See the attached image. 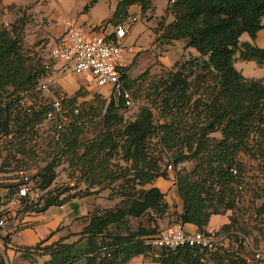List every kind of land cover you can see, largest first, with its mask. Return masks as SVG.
<instances>
[{
	"label": "trees",
	"instance_id": "1",
	"mask_svg": "<svg viewBox=\"0 0 264 264\" xmlns=\"http://www.w3.org/2000/svg\"><path fill=\"white\" fill-rule=\"evenodd\" d=\"M134 5L145 13L151 0H121L108 24L121 25ZM167 13L174 21L160 23L162 38L168 44L184 41L186 48L195 49L199 56L177 62L157 84L154 105L158 119L151 108L144 107L134 120L127 121L110 102L105 107L104 131L92 141L83 142L85 127L78 122L69 131H61L57 148L78 172L85 189L77 187L73 189L76 193L68 196L64 195L70 192L66 190L59 198L48 195L36 211L45 213L116 184L122 199L114 209L90 213L88 223L76 235L79 240L73 244L61 239L44 245L45 240L24 250L49 255L45 264H128L137 256L156 264H245L223 248L213 253L189 246L156 249L153 241L163 230L160 221L167 217L169 205L165 194L153 184L160 178L169 179L163 169V154L169 155L174 167L194 159L192 171L180 170L175 176L183 203L179 221L206 232L213 216L234 209L235 185L241 184L245 174L241 156L258 159L264 181V78H246L236 68L237 55L243 62L264 67V48L240 42L243 34L254 41L264 30V0H175ZM120 71L131 89L133 80L123 67ZM46 74L45 66L35 64L26 53L20 28L0 24L1 138L12 137L19 142L38 135L37 126L51 110L39 99L38 88ZM28 94L35 101L27 107L23 99ZM80 96L77 93L68 101L69 117H76ZM117 157L125 166L112 165L110 169ZM56 166L50 163L39 173L36 191L50 189L56 180ZM232 169H237L238 175ZM147 217L146 224L142 220ZM135 221L137 227L132 225ZM231 228L232 223L221 227L225 232ZM83 241L85 246L81 247ZM0 264H8L5 257L0 258Z\"/></svg>",
	"mask_w": 264,
	"mask_h": 264
},
{
	"label": "rangeland",
	"instance_id": "2",
	"mask_svg": "<svg viewBox=\"0 0 264 264\" xmlns=\"http://www.w3.org/2000/svg\"><path fill=\"white\" fill-rule=\"evenodd\" d=\"M81 2V1H80ZM82 3V2H81ZM91 4L88 2L83 6V14H77V9L73 8L71 0H0V24L12 29L13 26L20 28L21 37L26 53L33 59L35 64L43 67L45 64L49 66V75L53 77V82L48 85V89L41 91L39 99L43 105L51 108V103L58 97H64V109L66 113L70 112L68 101L73 99L77 93L76 108L79 114L76 117L71 115L64 124V132L71 129L72 124L81 123L85 127V134L82 136L83 142L87 143L99 136L103 131V118L105 115V107L108 100L102 94L105 90L89 89L84 83V76L67 77L64 76V67L60 63H55L49 58V49L53 47L57 41L64 35V31L59 30L57 22L62 23L67 18H76L79 21H86L85 7ZM64 12L61 13V9ZM46 13H52L58 19H50ZM52 18V17H51ZM95 18H99L96 16ZM165 18V17H163ZM104 24L99 22L98 26ZM138 26L142 27V23L138 22ZM88 28V27H87ZM137 30L132 34L137 36ZM161 29L158 26L154 28V37L148 40L142 49L135 52L131 56V63L125 67V72L130 80H133L132 91L134 93L137 106L130 110H121L120 114L125 120L131 121L136 118L140 110L149 107L154 111L156 119L159 118V112L156 108L154 90L161 79L167 77V74L174 69L177 62H184L193 57L185 46V42L176 44H168L163 38ZM249 37V36H248ZM189 49V48H188ZM194 51H196L194 49ZM197 52V51H196ZM169 53V54H168ZM162 58V59H161ZM163 58H165L163 60ZM176 60V61H175ZM166 63V65H165ZM255 62H243L237 55L236 68L244 75L250 78H264V67L259 68ZM23 103L25 106H32L34 98L28 94L24 95ZM106 103V105H105ZM64 110V111H65ZM76 121V122H75ZM38 135L31 139L16 142L11 140L12 137H0V186L9 185L13 179H22L28 177L30 181L36 183V177L39 173L44 172L50 163H56L55 167L56 180L49 190L46 192L36 191L32 188V202L27 205L22 214L40 215L36 209H40L44 200L48 197L59 198L64 191L65 196L74 195L73 189L81 187L85 189L84 182L80 180V175L76 170L70 167V164L63 157L64 153H60L61 149L57 148L61 132L57 129L55 120H48L37 126ZM221 138L220 134L214 135ZM155 143V142H154ZM158 147H156V150ZM164 155L163 169L169 164V155ZM112 165L125 166L122 160L117 157L111 161ZM240 163L245 168V174L240 185H235V204L234 209L226 212L224 215L228 219V223H232L229 231H222L226 235L222 248L227 250L234 259L245 261V264H260L253 259V249L264 247V181L259 169V161L254 155L241 156ZM196 165L194 159H190L179 166L175 167L173 174L182 170L184 172L192 171ZM118 184L112 188H102L97 194L100 198L102 206H108V209H114L122 199L119 192ZM64 197V196H63ZM177 198L172 199V205L176 210L179 206ZM31 207L30 210L26 208ZM59 208L54 207L52 211ZM107 210V209H101ZM165 220V221H164ZM233 220V221H232ZM148 223L149 217L142 220ZM179 221V215L176 211L165 217L163 228L176 224ZM227 223V224H228ZM137 227V222L132 223ZM161 230L163 229L160 225ZM31 233V232H28ZM0 234L3 238L7 237L5 231ZM31 235H33L31 233ZM3 242L4 239H1ZM247 242L249 245H247ZM2 247L6 250L7 246L2 243ZM45 258L38 257L37 261L32 264H43ZM209 264H213L210 262Z\"/></svg>",
	"mask_w": 264,
	"mask_h": 264
},
{
	"label": "built area",
	"instance_id": "3",
	"mask_svg": "<svg viewBox=\"0 0 264 264\" xmlns=\"http://www.w3.org/2000/svg\"><path fill=\"white\" fill-rule=\"evenodd\" d=\"M174 2L175 0H171V4ZM138 22L136 17H129L117 27L102 24L88 29L77 19L70 18L66 21L64 35L49 49V58L63 65L64 76H84L86 78L84 85L87 88L105 90L101 95L109 103L113 102L117 109H133L137 106V101L132 89L128 88L122 79L120 67L124 53H135L134 47L126 46L124 39ZM44 66L47 74L40 82L38 88L40 91L47 90L48 85L54 80L49 75L48 64ZM63 98L54 99L51 110L46 115L48 120L56 121L59 132L64 130L63 123L69 118L68 112L66 113L64 109ZM75 113L79 114V109H75ZM59 118L61 120H58ZM174 169L173 163L166 167L169 177L173 180H175ZM232 173L238 175V170L232 169ZM34 187L36 184L28 177L13 179L9 185L0 186V232L5 231L7 236H12L23 231L25 222L20 212L31 204ZM166 198L165 195V201ZM225 240L226 235L219 230L201 232L195 226V229L190 231L178 221L163 229L153 241V246L156 249L166 250L189 246L197 248L202 253H213L224 246ZM1 257L5 256L0 251ZM253 259L257 263L264 264V247L253 249Z\"/></svg>",
	"mask_w": 264,
	"mask_h": 264
},
{
	"label": "crops",
	"instance_id": "4",
	"mask_svg": "<svg viewBox=\"0 0 264 264\" xmlns=\"http://www.w3.org/2000/svg\"><path fill=\"white\" fill-rule=\"evenodd\" d=\"M73 4V8L76 10L77 14H83V6H85L88 2H93L90 6L85 16L87 18L86 21H78L84 26L88 27V29H93L99 25V22H103L104 24H108L109 20L113 17L117 6L121 0H71ZM82 3H81V2ZM171 5V0H151L150 9L147 12L143 13L142 9L139 5H134L129 8L128 14L129 17H136L140 23H142V27L135 24L130 33L124 39V43L126 46H132L135 49V52L141 50L145 43L148 40H152L154 37V28L158 26L160 29V23L164 25H168L174 21V17L172 14L167 13L168 8ZM61 9L62 14L64 12L63 8ZM50 19H58L56 15L52 13H46ZM98 16L99 18H95ZM52 17V18H51ZM165 17V20H163ZM70 18H67V20ZM76 19V18H74ZM62 23L57 22L56 24L60 27L59 30L64 31L66 21ZM110 25V24H109ZM112 26V25H111ZM137 30L138 35L133 37L132 34ZM248 34H243L240 38L241 43H251L254 46H258L260 48H264V30L260 31L253 41ZM181 42V41H179ZM184 42V41H182ZM178 42H173L171 45L176 44ZM186 46V44H185ZM187 51L193 56L197 57L199 54L194 51L193 48L187 49ZM169 54V53H168ZM133 54L124 53L121 67L125 68L128 64L131 63V56ZM162 59V58H161ZM165 58H163L164 60ZM176 61V60H175ZM166 65V63H165ZM259 68H262L256 65ZM244 76L249 78L248 75ZM252 79H259L256 77H250ZM154 187L159 188L166 196V202L169 205V216L171 213L176 211L179 214L182 212L183 203L178 195V190L176 186V181L169 177V179H158L153 184ZM177 198V202L179 204L178 208L175 210L172 205V199ZM59 209L57 211H52L54 207H51L45 213L40 215L35 214H23L21 217L25 222V227L23 231L18 235L7 236L5 238L0 234V251L5 256L8 264H32L37 261L38 257H44L45 260L43 264H45L49 259V255H44L42 253L34 254L28 251H24L28 248H33L38 243L42 241H47L44 245H51L55 242H58L61 239H66L65 243L73 244L74 242L79 240V233L82 232L86 224L88 223V216L90 213L94 212L96 209H108V206H102L100 204V198L97 195H93L90 197H85L82 199H76L72 202L65 203L62 206H55ZM163 221V220H162ZM160 221V225H165V222ZM165 221V220H164ZM228 223V219L226 217L217 215L211 218L210 224L207 227V231L210 230H220V228ZM188 230H194L195 226L193 225H185ZM164 229V228H163ZM59 230V231H58ZM31 232L33 235H31ZM1 239H4L3 242ZM2 243L7 246L6 250L3 249ZM81 247L85 246V241L81 242ZM77 264H85L83 262H79ZM128 264H156L151 259L145 256H137L132 259Z\"/></svg>",
	"mask_w": 264,
	"mask_h": 264
}]
</instances>
